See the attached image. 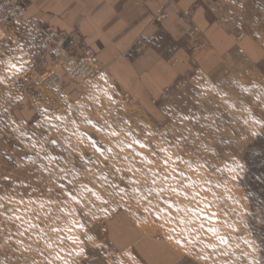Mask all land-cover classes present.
<instances>
[{"label":"rangeland","instance_id":"obj_1","mask_svg":"<svg viewBox=\"0 0 264 264\" xmlns=\"http://www.w3.org/2000/svg\"><path fill=\"white\" fill-rule=\"evenodd\" d=\"M206 2L236 48L174 57L157 94L78 26L100 63L79 80L0 28V264H264V0Z\"/></svg>","mask_w":264,"mask_h":264},{"label":"crops","instance_id":"obj_2","mask_svg":"<svg viewBox=\"0 0 264 264\" xmlns=\"http://www.w3.org/2000/svg\"><path fill=\"white\" fill-rule=\"evenodd\" d=\"M22 1L26 17L35 19L38 25L68 32L78 26V33L99 48L103 64L110 69L113 76L115 73L124 81L131 93H136L134 88L137 86L148 87L151 82H147L151 77L159 78L162 73L166 74L168 63L174 57H190L189 50L196 52L198 48L204 47L202 45L206 46V41L212 42L216 49L221 45L226 48L228 46L224 52H230L237 45L235 32L223 31L211 20L215 10L213 1ZM219 9L218 5L217 11ZM162 11L168 12L169 16L160 23L155 17ZM141 38L147 44V51L138 61L128 53L134 42ZM220 39L225 40V44L220 43ZM183 61L189 62V59ZM136 79L143 81L136 82ZM151 86L156 90L152 91L154 94L161 92L164 87L159 82Z\"/></svg>","mask_w":264,"mask_h":264},{"label":"built area","instance_id":"obj_3","mask_svg":"<svg viewBox=\"0 0 264 264\" xmlns=\"http://www.w3.org/2000/svg\"><path fill=\"white\" fill-rule=\"evenodd\" d=\"M168 13L162 11L157 15L158 21L164 20ZM29 28L41 37L42 48L47 49L52 56V62L61 66L72 80L92 75L99 68L95 50L85 40H80L79 54L74 53V42L71 34L38 25L33 18L26 17L25 5L22 0H0V28L6 32L10 28ZM73 50V52H72ZM61 73L55 71L50 78L59 79ZM113 77H110V80Z\"/></svg>","mask_w":264,"mask_h":264}]
</instances>
